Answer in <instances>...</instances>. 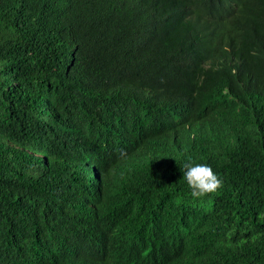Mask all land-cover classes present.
Returning <instances> with one entry per match:
<instances>
[{
    "label": "trees",
    "instance_id": "1",
    "mask_svg": "<svg viewBox=\"0 0 264 264\" xmlns=\"http://www.w3.org/2000/svg\"><path fill=\"white\" fill-rule=\"evenodd\" d=\"M0 264H264V0H0Z\"/></svg>",
    "mask_w": 264,
    "mask_h": 264
},
{
    "label": "clouds",
    "instance_id": "2",
    "mask_svg": "<svg viewBox=\"0 0 264 264\" xmlns=\"http://www.w3.org/2000/svg\"><path fill=\"white\" fill-rule=\"evenodd\" d=\"M120 155L124 157L127 153L124 149H121ZM184 168L186 169L184 178L191 189L193 198L199 199L215 193L223 186L222 179L207 164L193 165L189 162L184 165Z\"/></svg>",
    "mask_w": 264,
    "mask_h": 264
}]
</instances>
